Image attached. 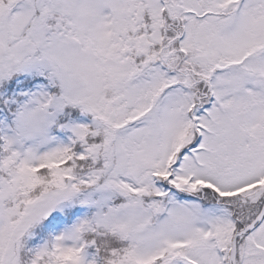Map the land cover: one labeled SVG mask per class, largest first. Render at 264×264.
<instances>
[{"label": "snow or ice", "instance_id": "snow-or-ice-1", "mask_svg": "<svg viewBox=\"0 0 264 264\" xmlns=\"http://www.w3.org/2000/svg\"><path fill=\"white\" fill-rule=\"evenodd\" d=\"M0 264H264V0H0Z\"/></svg>", "mask_w": 264, "mask_h": 264}]
</instances>
